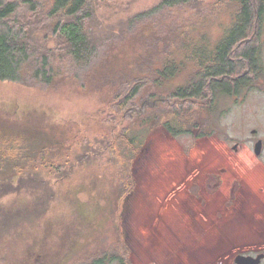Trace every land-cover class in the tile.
<instances>
[{
	"label": "rangeland",
	"instance_id": "rangeland-1",
	"mask_svg": "<svg viewBox=\"0 0 264 264\" xmlns=\"http://www.w3.org/2000/svg\"><path fill=\"white\" fill-rule=\"evenodd\" d=\"M159 1L113 0L97 9L100 31L109 28L119 39L96 70L77 69L80 74L75 75L63 71L50 87L0 80V129L48 132L55 142L47 157L51 155L49 160L56 163L28 168L11 178L8 192L0 184V264H22L25 258L27 264H61L62 260L85 264L97 252L116 257L99 264H122L121 259L126 264H237L236 255L255 239L257 227L248 220H253L250 215L255 207L242 205L240 200L237 205L233 200L224 203L230 195L233 169L222 173L220 156L228 149L231 165L242 156L241 150H232L224 135L239 131L242 104L237 96L217 99L218 109L212 116L215 131L202 137L195 136L196 127L193 133L170 132L162 120L168 115L157 103L151 116H159V123L153 120L151 128L140 129L145 135L134 154L124 151V129L136 130L142 124L133 121L136 112L119 106L117 82L143 78L146 83H141L138 103L160 94L145 58L155 60V67L162 63V35L172 32L182 41L186 36L180 34L196 27L193 37L203 36L214 46L232 22V8L217 9L218 0H199L131 28L133 15ZM212 12L215 19L210 17ZM141 30L144 33L137 34ZM261 41L264 47V29ZM178 54L177 63L184 52ZM184 65L167 82V89L192 79L196 64L187 61ZM193 101L188 106L200 107L205 100ZM172 107L168 105L165 111L173 113ZM189 116L188 111L181 114ZM211 160L213 170L224 178L219 189L206 185L205 171ZM197 171V180L190 178ZM22 175L29 183L15 189L23 184Z\"/></svg>",
	"mask_w": 264,
	"mask_h": 264
},
{
	"label": "trees",
	"instance_id": "trees-1",
	"mask_svg": "<svg viewBox=\"0 0 264 264\" xmlns=\"http://www.w3.org/2000/svg\"><path fill=\"white\" fill-rule=\"evenodd\" d=\"M111 1L113 0H0V80L50 87L60 80L63 71L75 75L80 74L78 71L82 69L96 70L97 64L101 63L99 60L109 55L113 47L111 44L119 39V35L110 32L109 28H104L101 32L100 21L96 24L97 9L103 3ZM197 1L199 2L160 0L152 7L133 15L130 20L131 28L136 23L151 21L154 16L162 15L166 10L190 6ZM214 7L233 9L231 24L214 46L203 36L195 39L193 34L196 27H191L180 34L186 36L182 41H177L172 32L162 35L159 52L163 60L158 67L154 66L155 60L145 58V66L149 74H152L161 96L154 93L138 103L146 81L139 76H133L135 80H115L119 81L115 93L119 106L126 108L128 113L136 112V116H132L134 119L136 117L133 121H140L142 124L136 130L124 129V151L134 154L144 139L145 133L140 134V131L151 128L153 120L159 123V116H151L157 103L168 115L166 119H162L163 124L174 135L193 133L195 127L198 128L195 132L198 137L212 135L211 132L215 131L212 116L218 109L217 99L221 95L236 94L246 80L242 76L243 67L249 65L247 63H254L255 58L260 56L263 47L261 36L264 29V0H218ZM210 17L215 19L216 16L212 12ZM96 31L99 32L97 36ZM142 31L137 34L144 33ZM127 33V29L123 30L120 38L123 39ZM179 50L184 54L181 62L177 63ZM187 61L197 66L192 79L188 83L167 89V82L181 73ZM71 68L79 70L75 73ZM111 68L108 70L111 71ZM120 78L121 76L118 77ZM143 82L144 85H141ZM200 97L205 100L199 103L202 104L200 107L188 106L187 103H196L193 100ZM168 105L174 107L173 113L165 111ZM187 111L190 116L182 118L181 114ZM54 142L55 139L41 128L17 130L3 126L0 129V184L5 185L3 191H10L12 186L7 181L28 168L56 164L54 160H49L51 155L47 157ZM20 182L23 184L14 185L15 189L25 186L29 180L22 175ZM78 225L82 226L80 223ZM108 254L101 255L100 262L116 258L113 253H110L111 256ZM96 262L91 258L85 264H97ZM121 262L126 264L122 259ZM27 263L28 258H25L22 264Z\"/></svg>",
	"mask_w": 264,
	"mask_h": 264
},
{
	"label": "flooded vegetation",
	"instance_id": "flooded-vegetation-1",
	"mask_svg": "<svg viewBox=\"0 0 264 264\" xmlns=\"http://www.w3.org/2000/svg\"><path fill=\"white\" fill-rule=\"evenodd\" d=\"M259 55L255 58L254 63H247L249 65L243 67L242 76L246 80L239 91L232 95L237 96L238 101L242 104L238 118L239 131L234 134L224 133L227 144H232L234 152L241 150L242 156L237 164L231 165L229 162L231 154L226 149L220 156V168L222 173H228L233 169V178H229L230 195L224 203L228 205L233 200L237 205L240 200L242 205L255 207L254 213L250 215L253 220L248 219L252 222L250 224L257 227V233L253 236L255 239L249 242L251 244H245L246 246L244 245L243 250L236 257L238 255L261 256L259 264H264V47ZM245 61L247 62V60ZM230 124L235 126L234 121H230ZM208 163L207 170L209 171H205L206 185L219 189L224 183V178L213 170L214 161L211 160ZM199 174L200 171H197L190 178H196ZM246 235V237L252 236L251 234ZM96 254L98 255L95 261L99 264L101 255L99 252ZM63 261L66 264L67 260H62L61 264Z\"/></svg>",
	"mask_w": 264,
	"mask_h": 264
},
{
	"label": "water",
	"instance_id": "water-1",
	"mask_svg": "<svg viewBox=\"0 0 264 264\" xmlns=\"http://www.w3.org/2000/svg\"><path fill=\"white\" fill-rule=\"evenodd\" d=\"M260 260L261 256L253 257L244 255H238L235 259L237 264H259Z\"/></svg>",
	"mask_w": 264,
	"mask_h": 264
}]
</instances>
